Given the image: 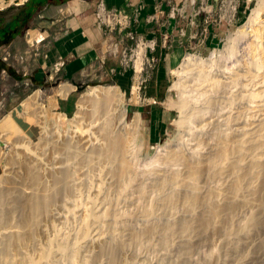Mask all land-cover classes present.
Here are the masks:
<instances>
[{
  "label": "rangeland",
  "instance_id": "374dc122",
  "mask_svg": "<svg viewBox=\"0 0 264 264\" xmlns=\"http://www.w3.org/2000/svg\"><path fill=\"white\" fill-rule=\"evenodd\" d=\"M4 1L6 5L0 8V13L12 11L15 5L10 4V0ZM256 3L257 0L248 1L243 16L227 26L228 29H225L215 46L202 47L196 42L190 47H182L184 53L180 55L174 52L167 56L169 41L161 45L159 34L152 40L154 44L146 40L143 35L148 31V26L143 22L137 32L134 27L138 21L131 23L134 38L123 31L118 32L117 28L109 31L102 26L110 37L106 45L111 58L116 62L111 65L115 66L114 69L110 70L109 63L94 66L90 75L76 85L72 93L76 108L68 113L54 108L55 96H61L58 91L62 84L73 85L67 82L59 84V80H56L53 84V97L41 95L39 100L47 111L46 116L44 119L34 117L36 121L34 118L29 120L32 123L25 122L18 112H24L22 103L40 90L33 92V88H27L22 81H15L9 74L0 71V120L11 113L27 134H9L11 137L7 140L0 136L3 144L0 148L5 152V156L0 159V190H11L14 184L15 190L29 191L32 188L26 182L21 184L25 180V164L38 174L40 183L37 187L51 191L60 190L52 176L54 172L59 169L69 174V188L58 192L61 195L58 194L51 204V216L40 219L34 240L12 252L0 244V264H33L31 261L40 264L45 261L50 264H86L89 260L91 263L89 261L87 264H199L200 254L186 249L184 245L191 239L190 242L196 247L208 245V234L192 228L190 218L200 219L203 211L216 205V176L210 177L198 190H190L195 181H191V186L184 190L182 184L174 176L171 177L175 171L183 172V165L180 164L182 161L153 158L158 153V146L165 147L168 144L170 150L186 154L192 152L197 158L192 159L199 161V154L204 157L212 153L214 144L217 149L223 133H236L238 136L248 132L246 135L249 142L253 140L255 128L258 129L255 126L263 125L264 37L260 43L248 39V36L236 38L238 26L253 12ZM262 20L264 28V16ZM217 21L216 14V24L222 23ZM27 31L22 33L21 49L26 47ZM262 34L264 36V29ZM229 37L235 38L231 50L227 49ZM30 46L35 50L36 45ZM141 48H144L143 53ZM160 48L162 55L157 53ZM5 49L4 41L0 42V62L5 61L14 67L23 66L22 61L16 62L19 58L12 59V53L6 56ZM186 53L199 58L205 66L196 69V66L191 65L179 78L172 70L180 65ZM200 71L205 72L206 76L201 77L203 84L196 86L193 81L200 77ZM18 72L22 74L20 68ZM234 72H238L241 77L232 80ZM175 84L179 87H174ZM193 84L195 86L192 87ZM96 86H118L124 94L119 108L127 111L126 117L120 118L117 111H112L109 127L111 135L130 132L137 114H140L135 141L127 139L124 150L117 149L107 158L98 154L100 145L106 143L102 134L106 115L92 116L82 111L78 113L82 94ZM189 95L192 96L189 112L191 118L186 128L178 125L181 115L168 102H179ZM162 111L168 114L165 123L159 122ZM155 126L159 128L155 131L156 136L153 132ZM77 131L85 132L88 141L81 144L75 142L76 139L71 137ZM15 136L20 137L17 143ZM66 141H69L67 146ZM21 147H26L27 153L31 155L26 162L23 161L19 149ZM123 152L130 169L129 173L124 174L126 176L117 177L115 170L119 167ZM164 175H169L166 182L162 179L166 177ZM13 190L12 194L15 192ZM192 192L200 196L206 194L205 201L194 206L187 205L182 201L184 199L178 205L164 204V198L170 194L184 197ZM3 204L0 203V209ZM171 224H176V229ZM4 226L0 225V236L11 228V224ZM151 227L158 229L159 237L163 232L167 235L168 246L155 245L157 240L146 230ZM3 229L5 231L2 232ZM252 233L250 238L228 246L225 253L216 259V264H264L263 249L249 248L264 237V231ZM98 239L109 244L125 241L126 247L121 257L96 256ZM75 247L80 251L76 262L72 260Z\"/></svg>",
  "mask_w": 264,
  "mask_h": 264
},
{
  "label": "bare ground",
  "instance_id": "6f19581e",
  "mask_svg": "<svg viewBox=\"0 0 264 264\" xmlns=\"http://www.w3.org/2000/svg\"><path fill=\"white\" fill-rule=\"evenodd\" d=\"M14 1L15 0H10V3H13ZM19 1L22 3L25 0ZM5 5V1L0 0V8ZM233 10L234 9L231 8L232 13ZM263 16L264 0H257L256 8L250 13L244 23L238 26L236 38L248 36V39L252 38L255 43H260L264 37L262 34V30L264 29L262 26ZM227 41V49L231 50L235 38L229 37ZM152 46L153 44L150 45V47ZM143 52L144 48H141V53ZM191 65L196 66V69H201L205 66V64L202 65V61L199 58L194 57V55L190 53H186L180 65L176 69H173L172 72L180 78L182 73ZM205 74V72H201V74H199L200 77L198 76L199 78H196L193 81L196 86L201 83L203 84V79L201 77H205ZM240 77L241 75L238 74V72L232 73V80ZM194 84L192 87L195 86ZM174 87L177 88L179 85L175 84ZM74 88V86L69 84H62L58 92L62 97H66L72 90H74ZM190 96L191 95L184 99L182 98L179 102H173L172 100H169L168 102L169 105L176 107L181 115L177 122L178 125L182 127L186 126V128L189 119L191 118L189 112L192 96ZM40 97V91H36L34 96L27 98L22 103L24 112H18V115L25 121L28 120L27 122L29 123H32L29 120L34 117L37 119H44L46 116L45 112L47 111H45L46 109L44 108V105L39 103ZM123 100L124 94L120 91L118 86H96L91 87L88 92L83 93L79 101L78 113L82 111L90 113L92 116L97 114L106 115V123L102 126V134H104V137L106 138V143L103 146L100 145L101 147L98 149V154L102 156L104 155L106 158L117 149L124 150L126 140L129 139L130 141H135L138 133L140 114H137L135 125L133 129H130V132L127 131L118 135H111L109 133L110 114H112V111H117L120 118L124 119L126 117L127 111L119 108ZM255 127L258 129L255 128L256 131L254 132L253 140L251 139L249 142L247 141L248 136L246 135L248 132H242V135L238 136L236 133L235 135L233 133H223L217 149L216 144H214V150L212 149V153L207 154L204 157L201 154H199V156L196 155L201 159L199 161L194 160L197 158L192 155V152V154H186L185 152L175 149L170 150L168 144L165 147L158 146L157 148L158 153L153 159L158 158L159 160L182 161L180 164L183 165V172L175 171L171 177L174 176L173 178L182 184L184 190L191 186V181H195V185H192L193 187H191L192 189L190 188V190H198L201 187V184L206 183L210 177L216 176V205L208 207V209L203 211L201 213L202 218H190L192 228H197L199 231L203 230L205 231L203 233L208 234V245H200L196 247L190 242L192 239L190 241L186 240L188 241L187 245H184L186 246V249L196 251L200 254L199 264H216V259L220 258L221 253H225L228 246L236 245L240 240L250 238L249 235L253 234L252 232L258 230L264 231V122L260 127ZM16 133L25 134L27 136L10 113L0 120V136L7 140L11 137L9 134L12 135ZM84 134L85 132L77 131L74 132L71 138L76 139L75 142L78 141L80 144L85 143L88 140L85 139L86 135ZM14 140L17 143L19 142L20 137L15 136ZM67 144H69V141H66V146ZM19 149L22 153L23 161L26 162L29 160L31 155L27 153L28 150L26 147H21ZM208 151L206 153H208ZM193 152L195 151L193 150ZM200 155L202 158H200ZM4 156L5 152L0 148V159ZM24 167L26 171L25 180H23L21 184H25L26 182L32 186L29 191L24 189L15 190L16 184L11 188V190H15L13 194L11 190H0V203H4L2 205L3 207L0 209V225L4 226L5 224H11V228H8L7 230L8 232H6L5 229L2 230V232H5L0 236V244H2L8 252L15 251L17 248H21L24 243H29V241L34 240L40 219L42 217H45L46 219L50 218V207L57 199L58 194H60L58 192H61L62 190L65 191L66 188H69L67 182V178L69 177L68 171H58V169L52 174L55 182L58 183V188L60 190L51 191L46 188L37 187L40 183L38 174L28 165L25 164ZM129 169V163L125 158L124 153L122 160L119 163V167L115 170V174L118 175H116L117 177L123 176L124 174L129 173ZM165 176L166 175H164V177ZM167 177H169V175L162 178L163 181L166 182ZM170 195L164 198V204L170 206L177 203L180 204V201L184 199L182 201L187 205L194 206L195 204L204 202V196L206 194L200 196L196 192H192L189 195H184V197H174V194ZM237 211H240V213ZM175 225L176 224H171L172 228L176 229ZM146 230L152 238L157 240L155 245L158 244L161 247L169 245V241L166 237L167 235H165L164 232L161 234V237H159L158 229L156 227H151V229L148 228ZM167 230L169 231V229ZM167 230H165V232H167ZM170 232L172 231L170 230ZM96 242V256L99 257H103V255H105V257L110 255L113 258L121 257L123 254L122 252L126 247V243L123 240L117 244H109L102 242L99 239ZM249 248H252V250L262 248L264 251V237L251 244ZM79 253L80 251L78 247L73 248L72 260L74 262H76ZM99 257H97V259H100ZM8 261H10V259ZM31 262H33V264H40L34 261ZM186 262H188L187 256ZM84 263H86V260ZM42 264L50 263L45 261Z\"/></svg>",
  "mask_w": 264,
  "mask_h": 264
},
{
  "label": "crops",
  "instance_id": "0c3cea01",
  "mask_svg": "<svg viewBox=\"0 0 264 264\" xmlns=\"http://www.w3.org/2000/svg\"><path fill=\"white\" fill-rule=\"evenodd\" d=\"M43 1L45 3L40 9H38L40 6L35 5V3L30 4L31 8L24 5L27 0L22 3L13 2L15 9L7 14L6 12L0 13V19H4V29L0 33V42L4 41L6 44V49L4 50L6 52L4 54L10 56L12 53V59L15 60V57H17L19 60H16V62L22 61L23 64V66L14 67L1 60L0 71L9 74L15 81H22L27 88H33V92L40 90V95L52 98L55 90L53 84L56 80H59V84L67 82L76 87L78 83L84 81L90 75L94 66H102L101 63H109L111 66L115 65L116 62L111 58V53L106 45L107 39L109 40L110 38L107 35L108 33L104 31V28L97 25L95 16L97 0ZM103 1L107 8L122 9L128 14H132L135 4L139 0ZM128 1H131V3L129 4ZM180 1L143 0L144 9L138 17V25L134 27L135 32H137L142 22L145 26H148V31L143 36L150 42L155 40L158 34L161 41V35L164 32H168L170 38L167 48L170 52L169 50L167 51V56L174 52L180 55V53H184L182 47H190L196 42L202 47L204 45L215 46L225 29H228L227 26L243 16L246 11V5L250 0H239L233 22L222 21L219 25L210 22L206 25L204 23L206 14L202 13L194 18L196 24L194 26H191L189 22L192 17L190 8L186 10L184 17L168 13L170 5H179ZM214 1L208 0L210 3ZM157 5L161 6L163 14L158 15L156 20L151 21L148 17L154 13ZM18 7L20 8L18 9ZM29 10L34 11L29 18L26 20L22 19L23 22L21 20L16 23L15 28H9L10 25H13V16L15 14H19V16L23 14L24 16L25 12ZM140 16H142V20H140ZM22 25L27 26L24 30H28L27 40H25L26 47L23 49L19 47L22 42V33L14 34ZM202 28L206 30L201 31ZM180 29L183 30V35L180 33ZM192 32H198V36L191 38L190 33ZM28 42L33 44H28ZM160 44L163 45L162 41ZM30 45H36L35 50ZM161 48L159 52L157 51L160 55H162ZM114 67L111 66L110 70L114 69ZM18 68L22 70V74H19ZM74 90L66 97L56 95L54 108H58L64 113L72 112L76 108V101L72 98ZM160 117V123H165L168 120V114L164 111H162ZM157 129L159 128L156 126L153 128L154 136H156L155 131Z\"/></svg>",
  "mask_w": 264,
  "mask_h": 264
},
{
  "label": "built area",
  "instance_id": "2783aa9c",
  "mask_svg": "<svg viewBox=\"0 0 264 264\" xmlns=\"http://www.w3.org/2000/svg\"><path fill=\"white\" fill-rule=\"evenodd\" d=\"M170 2V0H166ZM239 0H215L213 3L208 2V0H181L179 5L171 4L168 10L170 15L178 14L181 17H184L186 10L190 8V25H196L194 18L199 16L202 13H205L204 23L207 25L212 22L216 24V14L217 22L227 21L230 23L235 17L237 11V5ZM130 4L131 1H128ZM233 8V13L231 12ZM144 9L143 0H139L135 4V8L132 11V14L124 12L122 9L117 8H107L103 0H97L95 8V16L97 19V25L99 27L105 26L109 31L117 28L118 32H125L130 38H134L133 31L130 29L131 23L137 22L138 17L141 11ZM163 14V9L160 5L155 7L153 14L149 15L148 19L153 21L158 18V15ZM213 15V17H211ZM206 30L202 28L201 31ZM180 33L183 35L184 32L180 29ZM200 33V32H199ZM198 32L190 33L191 38L197 37ZM170 36L168 32H164L161 35L162 43L166 44ZM154 44V42H153ZM116 51V50H115Z\"/></svg>",
  "mask_w": 264,
  "mask_h": 264
},
{
  "label": "trees",
  "instance_id": "16d2710c",
  "mask_svg": "<svg viewBox=\"0 0 264 264\" xmlns=\"http://www.w3.org/2000/svg\"><path fill=\"white\" fill-rule=\"evenodd\" d=\"M35 3V5L37 4L38 6H40L38 9H40L43 5H44V3H45V1H43V0H39V1H35V0H27V2L24 4V5H26V6H28L29 8H31L30 7V4H34ZM20 7H18V9H19ZM11 9H15V7L14 8H11ZM10 9V10H11ZM33 10V9H32ZM32 10H29V11H26L25 12V14H24V16H23V14L22 15H20L19 16V14H15L14 16H13V20H14V22L12 23L13 25L11 26H9V28H11V27H13V28H15V24L16 23H18L19 21H21L22 19L23 20H26L27 18H29V16H31L33 13H34V11H32ZM8 12H10V11H7L6 12V14L8 13ZM23 20H22V22H23ZM3 21H4V19H0V33L1 32H3V27H4V24H3ZM27 26H21V28H19V30H16L15 32H14V34H16V33H18V32H20V33H23V31H24V28H26Z\"/></svg>",
  "mask_w": 264,
  "mask_h": 264
},
{
  "label": "water",
  "instance_id": "95a60500",
  "mask_svg": "<svg viewBox=\"0 0 264 264\" xmlns=\"http://www.w3.org/2000/svg\"><path fill=\"white\" fill-rule=\"evenodd\" d=\"M0 145L2 146L3 144L0 142Z\"/></svg>",
  "mask_w": 264,
  "mask_h": 264
}]
</instances>
